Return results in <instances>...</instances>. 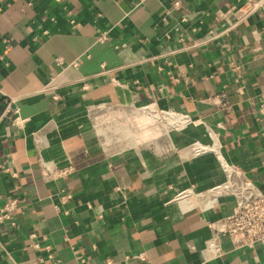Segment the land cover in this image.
Wrapping results in <instances>:
<instances>
[{"label":"crops","instance_id":"obj_1","mask_svg":"<svg viewBox=\"0 0 264 264\" xmlns=\"http://www.w3.org/2000/svg\"><path fill=\"white\" fill-rule=\"evenodd\" d=\"M239 3L0 0V209L23 201L0 224V264H264V243L210 248L232 196H173L225 180L194 141L264 191V7L232 27ZM148 103L199 122L163 134L138 120Z\"/></svg>","mask_w":264,"mask_h":264},{"label":"built area","instance_id":"obj_2","mask_svg":"<svg viewBox=\"0 0 264 264\" xmlns=\"http://www.w3.org/2000/svg\"><path fill=\"white\" fill-rule=\"evenodd\" d=\"M176 5L179 2H175ZM264 7V0H240V3L230 8L233 16L236 18L233 26L240 25L250 14ZM0 59H4V55L0 54ZM61 63L60 59H57ZM221 97L225 98L226 94L221 93ZM57 98V96H55ZM2 100L8 105L19 100L18 96L3 95ZM136 112L141 122L147 123L151 127L160 129L161 132L169 135L171 132H182L189 126L198 124L199 119H195L189 113L181 112L173 109H165L154 103L144 104L136 108ZM258 112L264 122V90L258 97ZM193 155L199 156L207 152H214L218 157L225 173V180L206 191H197L190 187L184 190H175V200H186L191 198H202L209 196L215 203L219 197L232 196L235 199L233 211L211 224L215 234V238L210 242V248L215 256L225 253L219 238L222 235L229 237L230 243L234 248H254L264 243V191L247 175L246 171L238 164L230 162L223 155L221 148L214 145H206L200 141H194L188 146ZM5 173L17 176L11 168L6 164H1ZM72 168L52 171L44 168L43 173L47 179H54L67 175ZM173 199V200H174ZM23 201L17 197L10 199L0 209V224L9 223L11 226L17 224L13 217V211ZM33 247L37 243H32ZM53 264H59L54 259L52 252L48 255ZM111 262V260H108Z\"/></svg>","mask_w":264,"mask_h":264},{"label":"rangeland","instance_id":"obj_3","mask_svg":"<svg viewBox=\"0 0 264 264\" xmlns=\"http://www.w3.org/2000/svg\"><path fill=\"white\" fill-rule=\"evenodd\" d=\"M199 198H196L194 202H196V200H198Z\"/></svg>","mask_w":264,"mask_h":264}]
</instances>
